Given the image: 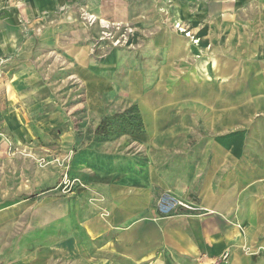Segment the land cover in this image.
I'll use <instances>...</instances> for the list:
<instances>
[{"label":"crops","instance_id":"obj_1","mask_svg":"<svg viewBox=\"0 0 264 264\" xmlns=\"http://www.w3.org/2000/svg\"><path fill=\"white\" fill-rule=\"evenodd\" d=\"M166 1L195 33L205 29L199 46L153 22ZM225 3L0 0V264H264V20L229 42L233 16ZM81 9L137 25L148 18L173 66L191 47L214 45L211 79L200 63L173 70L171 90L170 69L149 92L140 77L125 98L139 106L142 134L87 139L69 112L82 118L88 111L99 129L113 82L89 54L92 34ZM254 39L256 74L244 56L230 57ZM70 69L86 88V100L71 106ZM186 69L189 80L181 77ZM42 137L49 147L39 144ZM72 151L70 174L86 187L65 195L57 191L60 167L39 162ZM163 194L196 204L200 214L165 216Z\"/></svg>","mask_w":264,"mask_h":264},{"label":"rangeland","instance_id":"obj_2","mask_svg":"<svg viewBox=\"0 0 264 264\" xmlns=\"http://www.w3.org/2000/svg\"><path fill=\"white\" fill-rule=\"evenodd\" d=\"M224 0H207L208 4H211L212 2H220ZM227 3L223 4L225 5L224 8H228L229 13L233 16L232 21L228 24V31H230V28L233 31V35L229 36V42L237 43L238 37L240 38L243 32V28H255L260 26L262 23L260 20H264V0H225ZM167 5V8L162 9L161 16L154 19L153 22L156 20H161V22H164L165 24L169 25V28L172 26V30L174 29V23L179 21L184 23L186 26H190L193 35L196 38H199L201 41L199 34L201 33V36L203 38L206 37L207 33L205 32V29L201 27L200 32L195 33V29L193 27V23H189L186 19H183L180 17L177 18L176 15L173 14L174 6L172 7V2H165ZM222 5H217L215 8L220 9ZM171 7V8H170ZM242 13H245L244 15ZM91 11L87 9H81L80 11V18L79 20L89 29L90 35L92 36L91 39V49H90V56L91 58H96V65L98 66L99 72L102 76H104L106 79H110L113 82V87L111 88L112 91L109 95L105 93V96L102 98L103 104L100 109V124L102 127H108V123L105 121L112 116H120L128 112V110L132 109L134 106L139 107L136 103H134V100L129 101L128 98H125V96L128 94V92L132 91V89L136 88V85H140V82L138 83L137 80L140 79V77L144 78V81H142V87L141 89L146 91H151L159 87L161 80L160 75L161 73L166 70L170 69L168 76V81L166 87L167 89L171 90V87L173 85V78L172 73L173 70L184 68V66L188 67L193 64H199V69L202 71V73L211 79L210 74L212 73L213 69H215L213 62L207 59L208 53L212 52L215 57V49L214 45H208L207 44V50H199V49H189L190 56L186 58L187 60L183 59H176L174 63H176V66L172 65V59L168 58V50L166 48H163L159 45H156L154 43V38H156V27L153 25V23H149L150 20L143 19V23L141 25H137L136 23L132 22H117L116 20H112L106 17H103V20H106L110 24V27L105 28L102 26L100 18H95L96 22H90V20H87L86 17L91 15ZM92 16V15H91ZM174 17L177 19L175 20ZM262 17V19H261ZM152 20V19H151ZM173 20V22H172ZM172 23V25H171ZM191 24V25H190ZM121 26L120 30H117L116 26ZM154 26V27H153ZM199 27V26H198ZM117 31H121L119 34H117ZM244 33V32H243ZM245 34V33H244ZM123 37L120 39V43L117 46L113 45V38H116V36ZM183 35V34H182ZM184 36V35H183ZM185 37V36H184ZM224 37L226 39L227 34H224ZM228 39V37H227ZM226 41H221L220 43H225ZM200 45V44H199ZM255 45L256 41L255 39L252 40L251 43L246 44V51H232L231 50V58H236V55L238 57H245L246 60L243 62L244 66L246 68L250 67V72H253L256 74V54L255 52ZM217 50V49H216ZM219 50V49H218ZM238 52V54H237ZM247 53L250 55V59L248 58ZM233 54V55H232ZM113 55L114 60L111 63H107L108 56ZM235 55V56H234ZM211 56V55H210ZM171 55H169V58ZM190 57V58H189ZM203 59V61H201ZM168 61V63H167ZM203 62L204 64H202ZM242 61L240 62V64ZM165 64H168L167 66H164ZM164 66V67H163ZM205 72V73H204ZM249 72V74H251ZM184 75L181 77L190 79L191 75L193 74L192 70L186 69L184 71ZM199 73V70H198ZM193 76V75H192ZM68 85L66 87V90H68L69 93L71 91L74 92L73 98L69 100V105L71 106L72 103L76 101H85L86 100V88L84 87L83 92V83L80 81L79 78H77V75L73 69L68 70ZM83 92V93H82ZM108 92V93H109ZM70 95V94H69ZM132 102V103H131ZM87 112L85 110V116L80 118H74L76 114L69 112V116L73 119L70 120V125L74 130H80L83 127V130L86 132L85 136L87 139H95V141H101V142H108L111 139L120 138L123 136H126L128 134H122L117 132L116 130H107L105 133L99 132L98 128L95 127L93 124L96 123L97 119L94 117L91 118V116L87 115ZM122 117V120H117V122L121 123H128L125 122L124 117ZM128 116V115H127ZM262 118L264 115H258ZM144 121V120H143ZM94 122V123H92ZM108 122V121H107ZM112 122V121H111ZM89 123V124H87ZM113 123V122H112ZM128 126V124H127ZM55 132V131H54ZM80 134V131H78ZM204 133V132H203ZM59 134L57 135L54 133V137L58 138ZM130 136V135H129ZM230 136V135H228ZM138 136H132V138H136ZM43 139V140H41ZM40 139V145L47 146L49 144L44 145V137ZM137 140V139H136ZM138 141V140H137ZM52 147L54 145H51ZM34 149V148H33ZM32 150H29V152H24L28 156H30L32 153ZM75 151V150H74ZM74 151L69 152L68 154L63 155H57L55 158L58 157L60 159L61 163L58 164V167L62 170V178L60 180L59 185L57 186V191L61 192L62 194L68 195L74 191L83 190L85 189L86 185L84 186L81 181L78 179H75L74 176H72L71 173V163H72V157L74 156ZM44 160V158H43ZM48 160V159H46ZM40 160L39 164L41 166L44 165V162H41ZM49 161V160H48ZM64 173H68L69 176H71V180L76 181L75 184L71 189H67L66 185L62 183L63 175ZM57 191H54L55 193ZM178 202V203H177ZM160 204L164 205V208L162 209ZM158 209L159 211L164 214L165 216H181V215H199L198 206L194 203L186 202L181 199H176L170 194H163L158 201ZM228 258V254H225L223 256V260H226Z\"/></svg>","mask_w":264,"mask_h":264},{"label":"trees","instance_id":"obj_3","mask_svg":"<svg viewBox=\"0 0 264 264\" xmlns=\"http://www.w3.org/2000/svg\"><path fill=\"white\" fill-rule=\"evenodd\" d=\"M121 116L123 115L109 117L105 121L106 123H108V127H105V126L102 127V125H100L98 131L105 133V131L107 130L114 129L119 133L130 134L132 136H137V135L142 134L144 124H143L142 116H141V113L138 107L134 106L132 109L128 110V112L124 114L123 116L124 120L125 122H128V123L117 122V120H122Z\"/></svg>","mask_w":264,"mask_h":264},{"label":"built area","instance_id":"obj_4","mask_svg":"<svg viewBox=\"0 0 264 264\" xmlns=\"http://www.w3.org/2000/svg\"><path fill=\"white\" fill-rule=\"evenodd\" d=\"M96 21H97L96 19H91L90 20V22H93V23L96 22ZM101 24H102L103 27L108 28V27H110L111 23H109L108 25H103V23L101 21ZM116 28H117V30H120L121 26L117 25ZM174 29L178 33L183 34L187 39H190L192 45L199 46L200 40H199V38H196L193 35V31H192L190 26H186V25H184V23L177 21V22L174 23ZM120 32L121 31H117L116 33L119 34ZM122 37H123V35L116 36V38H113V41H114L113 45L117 46L121 42L120 39ZM41 162H44L45 163L44 165H50V164H53V163L58 165V164L61 163L60 159H58V158H55L52 161H48L46 159H44V160L42 159ZM63 177L64 178L62 180V183H64L66 185L67 189H71L76 181L71 180V177L68 175V173H64ZM160 206H161L162 209L164 208V205L160 204Z\"/></svg>","mask_w":264,"mask_h":264},{"label":"bare ground","instance_id":"obj_5","mask_svg":"<svg viewBox=\"0 0 264 264\" xmlns=\"http://www.w3.org/2000/svg\"><path fill=\"white\" fill-rule=\"evenodd\" d=\"M96 17H94V16H91V15H89L88 17H86V19L87 20H91V19H95ZM102 23H103V25H108L109 23L107 22V21H104V20H102ZM193 46V45H192ZM203 61V60H202ZM202 64H204L203 62H202ZM205 73V72H204ZM206 78H208V77H206ZM209 79V78H208Z\"/></svg>","mask_w":264,"mask_h":264}]
</instances>
